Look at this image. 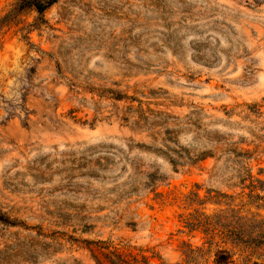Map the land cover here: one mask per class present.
Masks as SVG:
<instances>
[{"label":"rangeland","instance_id":"rangeland-1","mask_svg":"<svg viewBox=\"0 0 264 264\" xmlns=\"http://www.w3.org/2000/svg\"><path fill=\"white\" fill-rule=\"evenodd\" d=\"M18 4L0 0V264H264V245L184 228L234 211L264 232L222 161L165 159L244 139L264 169V109L244 118L264 98V0H58L42 21ZM195 183L235 199L190 205Z\"/></svg>","mask_w":264,"mask_h":264},{"label":"trees","instance_id":"trees-1","mask_svg":"<svg viewBox=\"0 0 264 264\" xmlns=\"http://www.w3.org/2000/svg\"><path fill=\"white\" fill-rule=\"evenodd\" d=\"M58 0H19L18 8L20 10L31 9L33 10L40 21H42L44 12L53 6ZM124 99L133 102L132 98H126V96L117 95L115 101H122ZM128 111H133L139 121L144 120L142 110H132L131 107H127ZM264 109V98L261 99V103H254L252 105H245L246 117L253 116L258 117L262 114L261 110ZM126 118H123L125 120ZM148 124H138L135 122L133 126L135 128L146 127ZM255 140L258 138L254 137ZM214 150L199 153L198 155H191L187 150L181 149L179 151H169V155L165 154V159L174 172H177L180 168H194L200 164L205 163L207 160H213L215 163L222 161L224 171L230 173L228 181H232L231 188L239 189L240 192L236 195L238 198L245 197L249 205H256L261 203L264 206V169L258 168L257 173H252L251 161H255L257 155L258 146H252L251 144H245L244 139H239L237 142L230 141L226 138H214ZM244 146V147H243ZM157 176H148L150 183L157 180ZM152 180V181H151ZM195 192L191 194L190 205L203 206L207 203L216 206L225 205L228 206L235 197L225 193L206 190L203 199H199L198 192L201 189V185L194 184ZM246 191V193H245ZM230 220L220 212L213 215H205L204 213L194 212L193 215L185 220L184 228L187 233L197 232L200 233L204 239H207L206 244L209 246L212 244V240L215 237H219L222 242H230L233 245H242L244 247L250 246H263L264 245V232H260L256 237L252 236L251 232H247L244 229L247 219L243 216H237L234 211L230 212ZM0 223L8 226H14V222L0 214ZM193 254V250L189 249L184 252L186 258H189ZM229 252L225 249H219L216 251V258L213 264H226ZM110 264H116L114 261L109 260ZM96 264H100L96 262Z\"/></svg>","mask_w":264,"mask_h":264}]
</instances>
